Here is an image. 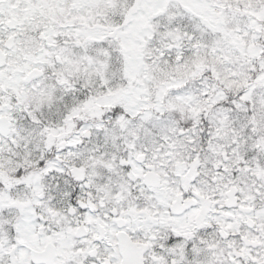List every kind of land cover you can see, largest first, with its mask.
Returning a JSON list of instances; mask_svg holds the SVG:
<instances>
[{
    "label": "snow or ice",
    "instance_id": "1",
    "mask_svg": "<svg viewBox=\"0 0 264 264\" xmlns=\"http://www.w3.org/2000/svg\"><path fill=\"white\" fill-rule=\"evenodd\" d=\"M0 264H264V0H0Z\"/></svg>",
    "mask_w": 264,
    "mask_h": 264
}]
</instances>
